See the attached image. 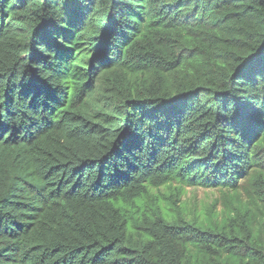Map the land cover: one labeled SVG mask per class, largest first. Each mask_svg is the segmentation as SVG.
Instances as JSON below:
<instances>
[{
  "label": "trees",
  "instance_id": "trees-1",
  "mask_svg": "<svg viewBox=\"0 0 264 264\" xmlns=\"http://www.w3.org/2000/svg\"><path fill=\"white\" fill-rule=\"evenodd\" d=\"M0 264H264V0H0Z\"/></svg>",
  "mask_w": 264,
  "mask_h": 264
},
{
  "label": "rangeland",
  "instance_id": "rangeland-1",
  "mask_svg": "<svg viewBox=\"0 0 264 264\" xmlns=\"http://www.w3.org/2000/svg\"><path fill=\"white\" fill-rule=\"evenodd\" d=\"M162 192H165L164 189H161ZM220 196V192L215 189H204V188H187L186 194L183 196L185 202H190V204L196 205L197 210L201 211L205 205L212 203L214 199ZM222 206L218 207L220 211Z\"/></svg>",
  "mask_w": 264,
  "mask_h": 264
}]
</instances>
